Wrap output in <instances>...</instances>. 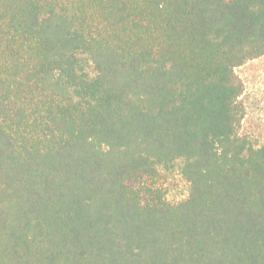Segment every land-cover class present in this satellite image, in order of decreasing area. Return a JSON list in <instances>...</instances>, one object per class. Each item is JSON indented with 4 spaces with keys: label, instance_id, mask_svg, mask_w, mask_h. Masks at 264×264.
Segmentation results:
<instances>
[{
    "label": "trees",
    "instance_id": "1",
    "mask_svg": "<svg viewBox=\"0 0 264 264\" xmlns=\"http://www.w3.org/2000/svg\"><path fill=\"white\" fill-rule=\"evenodd\" d=\"M263 56L264 0H0V264H264Z\"/></svg>",
    "mask_w": 264,
    "mask_h": 264
},
{
    "label": "rangeland",
    "instance_id": "2",
    "mask_svg": "<svg viewBox=\"0 0 264 264\" xmlns=\"http://www.w3.org/2000/svg\"><path fill=\"white\" fill-rule=\"evenodd\" d=\"M234 72L243 84L240 101L244 107V118L240 133L253 141L264 142V56L247 61ZM158 185L171 202L185 196L186 186L176 169L161 171Z\"/></svg>",
    "mask_w": 264,
    "mask_h": 264
}]
</instances>
